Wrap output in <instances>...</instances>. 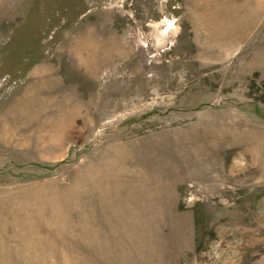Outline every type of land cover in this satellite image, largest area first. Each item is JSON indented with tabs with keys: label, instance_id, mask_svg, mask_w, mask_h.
<instances>
[{
	"label": "rangeland",
	"instance_id": "obj_1",
	"mask_svg": "<svg viewBox=\"0 0 264 264\" xmlns=\"http://www.w3.org/2000/svg\"><path fill=\"white\" fill-rule=\"evenodd\" d=\"M0 264H264V0H0Z\"/></svg>",
	"mask_w": 264,
	"mask_h": 264
}]
</instances>
